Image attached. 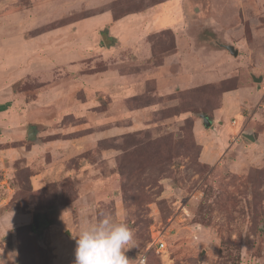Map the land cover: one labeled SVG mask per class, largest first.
Returning <instances> with one entry per match:
<instances>
[{
  "label": "rangeland",
  "instance_id": "rangeland-1",
  "mask_svg": "<svg viewBox=\"0 0 264 264\" xmlns=\"http://www.w3.org/2000/svg\"><path fill=\"white\" fill-rule=\"evenodd\" d=\"M164 1L0 0V264H74L79 228L102 214L133 231L132 264H264V0H174L176 30L149 37L150 58H57L58 27ZM102 68L122 83H79ZM90 115L92 144L57 140L90 131Z\"/></svg>",
  "mask_w": 264,
  "mask_h": 264
},
{
  "label": "crops",
  "instance_id": "crops-1",
  "mask_svg": "<svg viewBox=\"0 0 264 264\" xmlns=\"http://www.w3.org/2000/svg\"><path fill=\"white\" fill-rule=\"evenodd\" d=\"M98 1L92 0V7H94L97 3L99 4L101 3L100 2L101 0L99 2ZM172 2H174V0H166L164 2L151 6L145 10L126 14L118 19H114L112 11L109 8L105 7L97 12H93L92 15L90 16L74 20L70 23H66L63 26L57 28L60 29V33H58V36L63 35L66 37L63 41H58V43H56L57 45L63 44L60 49L59 48L57 49V51L59 52L57 58L59 59L63 58L71 53L74 55L75 53L82 54V53L92 52V64H93L95 60L93 59V57L98 56L97 59L100 58L98 63L101 61L104 62L106 58L110 56V53L113 52L119 53L121 50H122L121 54L124 52L126 53L133 52L132 56L133 57L137 56V59L139 58L145 59L148 57L150 58V50L152 46L151 43L149 42V37L153 34L160 33L161 31H165L168 29L174 30L175 28L174 24H172L174 23L175 18H170L169 16L170 10L172 9L170 8ZM105 3H107V0H105V2H103L101 5ZM125 21L127 22V25L130 27L129 31L127 33H124L122 32L123 30L120 28H117L116 30L115 25ZM84 25L86 26L88 25L89 29L86 30L87 28H85ZM105 27L108 28L109 35L117 39L116 44L113 46H103L101 44L102 36L100 34V30ZM109 42L110 40H106V43ZM173 55H172L173 57H176L178 53H173ZM72 60L73 61L71 60L70 61L73 63V65L70 63V61H65L62 63H64V65L68 64L69 66L71 65L79 66V67H74L75 70H77L76 68L81 69L82 67H84L86 63V62L85 63L81 62L82 59L74 60V57L72 58ZM169 64L170 61L166 59L164 61V64L159 66L161 67L159 73H161L163 69L168 68ZM113 71L112 69L105 70L104 68H102L99 71L92 72L91 74L92 76L82 77L81 74L80 76H78V80L82 86H86L95 92V90H97L104 83L107 85H112V84L117 85L118 82L122 83L123 77L120 76L119 74L114 73L115 71L114 72ZM153 76L155 79L159 81L158 77L157 78L155 77V73L153 74ZM95 78H99L103 82H100L99 85L90 84V81H92V79L95 80ZM95 85L97 86L95 87ZM123 87L126 88L125 96L127 95L133 96L137 93L135 89H133L132 93H129L130 90L134 88L132 84L129 85L122 84L121 88ZM164 90H168V89L165 88ZM160 92H162L161 89ZM164 92H168V91H164ZM225 94H227V92L222 93V98H221L222 102H223V97L226 98ZM90 98L91 99L87 100V102L91 103L89 106L92 107V97ZM224 102H223V106L222 103L220 105V108L222 107V109L224 107ZM81 105L83 107L85 106V104H81ZM144 109H146V107L139 110L142 111ZM135 111L136 110H134L133 112ZM71 113L74 114V116H80L81 114L79 110L78 111L73 110ZM90 117H91L90 119L91 122H89V127L91 128L89 129L90 131H86L82 134H79L78 136L77 135L68 136V137L62 136L57 140H59L64 146H67L68 144H73L74 142L76 141L78 142L80 140H86V142L88 143L90 142V144H92L91 143L92 115H90ZM74 130L75 127L69 129L68 132H73ZM32 183H33V188L35 190L42 188L45 184L43 177L39 173L32 177Z\"/></svg>",
  "mask_w": 264,
  "mask_h": 264
},
{
  "label": "clouds",
  "instance_id": "clouds-1",
  "mask_svg": "<svg viewBox=\"0 0 264 264\" xmlns=\"http://www.w3.org/2000/svg\"><path fill=\"white\" fill-rule=\"evenodd\" d=\"M74 238V264H132L125 253L134 246V233L122 220L102 214Z\"/></svg>",
  "mask_w": 264,
  "mask_h": 264
},
{
  "label": "water",
  "instance_id": "water-1",
  "mask_svg": "<svg viewBox=\"0 0 264 264\" xmlns=\"http://www.w3.org/2000/svg\"><path fill=\"white\" fill-rule=\"evenodd\" d=\"M224 47L232 55H234V56H237L238 55V49H236L232 44H225ZM262 79H263L262 75H260L258 77L253 76V80L255 82H260V81H262ZM199 117L201 118L202 123H203V125L206 128H209L212 125V118H210L208 116V114H206V113H199ZM242 135L244 137H246L247 139L251 140V141H255L256 140V137L254 135V130L253 129L244 130L242 132ZM35 137H36V134H35L34 127L32 125H28V138L29 139H34ZM37 218H38V216L35 214L34 217H33V225H34L35 228H38L39 227V223H38Z\"/></svg>",
  "mask_w": 264,
  "mask_h": 264
},
{
  "label": "trees",
  "instance_id": "trees-1",
  "mask_svg": "<svg viewBox=\"0 0 264 264\" xmlns=\"http://www.w3.org/2000/svg\"><path fill=\"white\" fill-rule=\"evenodd\" d=\"M107 8H109V9L112 11L114 19H118V18H120V17H122V16H124V15H126V14H129V13L139 12V11H140V10H139V11H130V12L122 13V14H116L115 11L112 10V8H110V7H107ZM100 33L102 34L101 44H102L103 46H113V45L116 44L117 39H116L115 37H111V36L109 35V33H108V28H107V27L101 29V30H100ZM155 35H156V34H155ZM106 40H110V42H109V43H106ZM31 228H32L33 231L35 230V229H34V225H32V224H31Z\"/></svg>",
  "mask_w": 264,
  "mask_h": 264
},
{
  "label": "built area",
  "instance_id": "built-area-1",
  "mask_svg": "<svg viewBox=\"0 0 264 264\" xmlns=\"http://www.w3.org/2000/svg\"><path fill=\"white\" fill-rule=\"evenodd\" d=\"M237 139H238V138H236V140H237ZM157 245H159V247H163V246H164V242L161 241L160 239H158V240H157ZM145 260H146L145 256H141V257L139 258V263H140V264H145Z\"/></svg>",
  "mask_w": 264,
  "mask_h": 264
},
{
  "label": "flooded vegetation",
  "instance_id": "flooded-vegetation-1",
  "mask_svg": "<svg viewBox=\"0 0 264 264\" xmlns=\"http://www.w3.org/2000/svg\"><path fill=\"white\" fill-rule=\"evenodd\" d=\"M39 218H41V217H39ZM39 221H40L39 223H40V225H41V224H42V220L39 219Z\"/></svg>",
  "mask_w": 264,
  "mask_h": 264
}]
</instances>
